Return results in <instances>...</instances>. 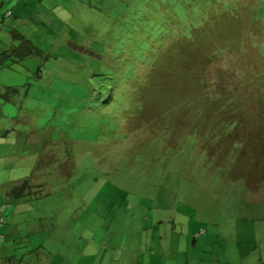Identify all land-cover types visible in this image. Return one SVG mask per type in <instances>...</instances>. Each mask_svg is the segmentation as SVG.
<instances>
[{
    "label": "rangeland",
    "instance_id": "1",
    "mask_svg": "<svg viewBox=\"0 0 264 264\" xmlns=\"http://www.w3.org/2000/svg\"><path fill=\"white\" fill-rule=\"evenodd\" d=\"M87 1L0 0V40L28 36L40 50L0 62L8 264H264V0H208L219 22L184 51L192 63L169 62L149 89V70L123 53L140 39L114 22L122 6L109 17L103 0L95 11ZM229 90L249 146L186 134L193 96L192 113L208 114L200 129L223 131L215 114L227 109L198 97ZM25 179L37 188L18 197Z\"/></svg>",
    "mask_w": 264,
    "mask_h": 264
},
{
    "label": "trees",
    "instance_id": "2",
    "mask_svg": "<svg viewBox=\"0 0 264 264\" xmlns=\"http://www.w3.org/2000/svg\"><path fill=\"white\" fill-rule=\"evenodd\" d=\"M93 1L95 0H88L86 2L87 6H90V8L95 11V6L93 4ZM118 3H120L118 6L116 5L115 0H103V5H107V9L109 11H106V15L110 17L111 13H114L116 9H121V14L124 17V20L122 17H115V23L128 21V26L132 28V36L133 38L140 39L139 44L134 49L128 50L125 49L123 53H128L129 55H134V57L137 59L139 63L143 64L147 70H149V76L146 84L143 86V89H149L152 88V80H155L156 76L161 75L162 77H165L168 73H171L169 68L165 67L168 66V63L171 61H177L179 58H182V64L183 65H189L192 63V59L188 57L184 51L186 48H190L196 44L197 37L199 35H203L207 29L210 28V24L213 23V21H217V18H219V13H216L212 16V14L208 15L209 11L212 8H215L216 4H218L220 1H215V3L210 4V8H205L207 5L208 0H116ZM206 1V2H205ZM211 1V0H210ZM96 2H101V0H96ZM200 2V3H199ZM126 3H128L126 7ZM198 5L202 8L200 12H194V14L189 13V11L192 9V7ZM228 5V4H227ZM227 5L226 8L228 7ZM228 9V8H227ZM214 10V9H213ZM211 12V11H210ZM231 14V11H229ZM5 17L3 19V26L0 27V36L7 34L8 38V31L5 32L4 30L8 29V13L4 14ZM11 15V12H10ZM129 15V20L126 18ZM225 17L228 18V16L225 14ZM118 20V21H117ZM219 22V21H217ZM147 28L149 32H153L154 34L151 35V37L147 36L146 33H142L143 31H147ZM208 32V31H207ZM199 34V35H198ZM149 35V34H148ZM13 38V41L7 43L2 42V39L0 40V62H8V57L15 56L18 57L19 61L24 60L30 56L34 55V52L36 50L40 51L37 46L31 42L28 39V36L23 35H11ZM148 41V42H147ZM216 51V50H215ZM116 55V54H114ZM219 56V53H215V57ZM212 57V56H211ZM169 58V59H168ZM210 58V55H207V60ZM103 62V61H102ZM102 64V63H101ZM130 73V72H129ZM117 76V75H116ZM126 76V75H125ZM113 77V76H112ZM116 79V77H113ZM124 79L120 82V85L124 84ZM140 88H138V95L140 94ZM220 91V90H217ZM143 92V90H142ZM218 93V92H217ZM197 93L195 96H198ZM227 95V106L220 105L221 99L224 98V96ZM233 92L230 90L227 92H224L222 96V92H219V98H214L212 101L208 99V97L205 95L200 98L205 104L206 101V107L208 108H216L219 109H227L228 113L221 114L216 113L215 115L219 118V122L225 123L226 126L221 132H216V130H210L209 132L203 131L200 129L199 125L200 122L206 123L207 115H206V109L203 110V114L199 115L198 109L195 111V113H192L191 108L194 107V103L192 101L194 100V96L188 100L187 107H190L186 110L185 117L191 118L193 116V119L183 127L186 134L190 133V135H197L199 137V140L202 141L204 138H215L219 135V138H221V141H227L230 138L233 140V146L235 148H245L248 147L250 144V139L247 136H244L241 132V129L239 128L241 122L244 123L243 115L240 114L239 111H237L236 106V98L232 97ZM231 96V98H230ZM230 99V100H229ZM142 105H144V98L140 99ZM197 103V102H196ZM222 106V107H221ZM236 107V108H235ZM205 108V107H203ZM198 111V112H197ZM233 117V118H232ZM190 124V125H188ZM194 137V136H193ZM197 140V138L195 137ZM199 141V142H200ZM206 151V150H205ZM207 152V151H206ZM209 155V152H207ZM216 154H218V151H215ZM209 158H213L212 155L209 156ZM224 164V163H223ZM221 167L218 168H224L228 165H220ZM230 175H232L236 180L244 179L247 182H250V177L248 176L247 172L245 171H236V168L231 170ZM37 188L33 182V179H25L23 183L20 185H17L15 189L13 190V193H16L18 197H24V196H32L34 191L33 189Z\"/></svg>",
    "mask_w": 264,
    "mask_h": 264
},
{
    "label": "crops",
    "instance_id": "3",
    "mask_svg": "<svg viewBox=\"0 0 264 264\" xmlns=\"http://www.w3.org/2000/svg\"><path fill=\"white\" fill-rule=\"evenodd\" d=\"M0 259L3 261L2 264H8V253H4V250H0ZM52 259H55L54 256H52Z\"/></svg>",
    "mask_w": 264,
    "mask_h": 264
}]
</instances>
